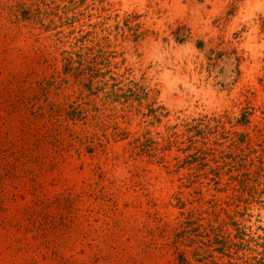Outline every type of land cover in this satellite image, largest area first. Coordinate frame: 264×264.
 <instances>
[{
    "label": "rangeland",
    "instance_id": "rangeland-1",
    "mask_svg": "<svg viewBox=\"0 0 264 264\" xmlns=\"http://www.w3.org/2000/svg\"><path fill=\"white\" fill-rule=\"evenodd\" d=\"M0 264H264V0H0Z\"/></svg>",
    "mask_w": 264,
    "mask_h": 264
}]
</instances>
